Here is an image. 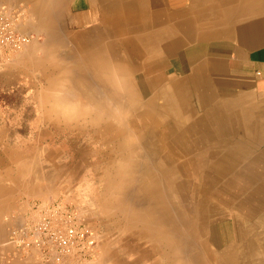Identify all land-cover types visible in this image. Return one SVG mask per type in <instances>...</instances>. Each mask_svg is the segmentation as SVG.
I'll return each mask as SVG.
<instances>
[{"label": "bare ground", "instance_id": "6f19581e", "mask_svg": "<svg viewBox=\"0 0 264 264\" xmlns=\"http://www.w3.org/2000/svg\"><path fill=\"white\" fill-rule=\"evenodd\" d=\"M214 2L209 13L218 10ZM56 7L57 19H41L48 38L38 47L45 53L58 49L60 57L48 65L59 71L43 95L46 116L99 136L108 162L119 160L117 188L124 199L113 211L122 212L124 227L137 235L135 240L152 248L146 251L137 241L136 251L152 252L166 264H264V179L220 137V105L214 98L186 81L160 85L157 69L167 53L162 57L157 52L156 20L147 18L145 4L110 0L89 28L94 36H75L74 47L63 37L70 24L66 6L59 0ZM41 60L36 61L40 66ZM0 138L2 145L6 136L1 131ZM226 217L232 220V236L221 239L216 224Z\"/></svg>", "mask_w": 264, "mask_h": 264}, {"label": "crops", "instance_id": "0c3cea01", "mask_svg": "<svg viewBox=\"0 0 264 264\" xmlns=\"http://www.w3.org/2000/svg\"><path fill=\"white\" fill-rule=\"evenodd\" d=\"M4 1L12 6L22 5L26 12L30 8V12L37 19L58 18L56 5L59 0ZM60 1H63L66 6L65 18L70 21L68 26L85 25V32H88V36L91 37L95 33L89 28L100 20L102 8L110 3V0ZM135 1L145 4L146 9L150 11L147 14L149 20L154 21L155 18L156 22H153V27L157 35V52L160 55L167 53L166 57L162 56L165 58L160 61L157 69V74L160 75V85L164 82V84L173 85L174 81V84L186 81L192 87L197 86L203 89L209 98H214L220 105L218 114L221 120L216 125L220 131V137L225 139L226 145L233 152L240 155V162L252 164L255 175L264 179V2L256 5L254 1L249 0L246 2L234 0L228 3L223 0L219 2H214V0ZM213 2L218 10L209 13V7ZM256 6L260 10L254 11ZM48 9L50 14H48ZM213 30L214 34L211 32ZM207 32H211V35L209 36ZM80 34L83 33L79 30L74 31V29H71L70 34L66 33L67 36L70 35L72 47L75 46L74 37ZM76 45L78 51H75L78 57L81 50L78 43ZM71 51L75 53L74 50ZM8 67L15 73H22L21 77L14 76L12 80L22 83L26 90V48ZM83 68L88 69L87 66ZM178 76L181 81H176ZM171 80H173L172 83ZM88 81L93 82L90 77ZM206 107L210 108L211 103H207ZM223 118L226 120L225 123ZM3 126L0 125L1 132ZM22 128L25 127L20 126L18 131H23ZM14 130L17 131V129ZM234 142L237 143L234 144ZM25 146L26 138L23 136L22 143H18L16 147L13 146L14 148L21 147L20 152L16 154L15 150L11 149L12 152L9 153L8 145L6 147L8 150H4L8 157L0 158V166L7 165L0 168V243L6 238L8 226L22 221L31 199H43L54 195V183L49 182L38 172L31 175L13 174L15 168L11 164H17L20 167L24 163ZM220 237L222 239L224 236ZM103 249L100 245L103 264L115 260L111 253ZM4 250L0 251V264L4 260L22 264L20 261L16 262V258L9 256L10 250L9 254ZM130 259L132 258L122 257V261L117 264H166L162 258L152 252L138 254L135 263L130 262Z\"/></svg>", "mask_w": 264, "mask_h": 264}, {"label": "rangeland", "instance_id": "374dc122", "mask_svg": "<svg viewBox=\"0 0 264 264\" xmlns=\"http://www.w3.org/2000/svg\"><path fill=\"white\" fill-rule=\"evenodd\" d=\"M28 10L30 11V8ZM29 13L31 15L27 14L22 29L33 33L35 37L34 41L32 40L29 45H26L27 48L25 47L26 56L28 55L26 57V90L22 83L12 80L14 76L21 77L22 73H15L8 67L25 48L17 52L9 62L0 65V125H4L2 133L6 136L5 142L0 145V158L8 157L4 151L5 145H9V153L12 152L11 149L15 150L16 154L20 152L21 147H14L18 143L21 144L22 138L25 136L26 157L20 167L17 164H11L15 168L13 174L31 175L38 172L49 182L52 181L54 195L43 199L55 198L62 194L72 198L83 210L89 223L99 231L102 249L104 248L115 258L108 264H117L122 261V257L132 258L130 262L135 263V258L140 253L135 248L137 241L143 243L142 246L144 245L143 248L146 251H152V248L143 239L135 240L134 238H138L137 235L132 231H127L124 227L125 218L122 212L113 211L116 203L124 199L122 189L117 188L119 177L115 168L119 160L108 162V159L105 158L106 155L101 151L105 145L102 139L97 138L99 136H92L91 133L79 131L77 128L70 129L66 127V120L46 116L43 95L50 86L49 78L59 71L48 65H53L60 57L56 52L58 49L45 53L41 48H38L46 43L48 34H45L46 29L45 26H42L43 21L35 18L31 12ZM85 28V25L68 27L63 34V37H66V45L72 44L70 35L67 36L66 33L70 34L71 29L84 33ZM38 59H43L41 66L36 63ZM20 126L25 127L22 128L23 131H18ZM6 166L3 164L0 168ZM114 184L117 186L114 187ZM12 226L13 224L8 226L6 238L0 243V251L5 249L6 253L10 250V254H7L22 264H50L40 262L31 256L16 254L12 246L7 244L8 233ZM232 227V220L228 217L216 224V230L222 236L230 235ZM124 236L130 238L122 241L121 237ZM102 255L100 253L98 264H103ZM2 262L15 264L12 261L4 260Z\"/></svg>", "mask_w": 264, "mask_h": 264}, {"label": "built area", "instance_id": "2783aa9c", "mask_svg": "<svg viewBox=\"0 0 264 264\" xmlns=\"http://www.w3.org/2000/svg\"><path fill=\"white\" fill-rule=\"evenodd\" d=\"M26 9L0 0V65L9 62L35 35L22 29ZM16 254L50 264H98L100 234L69 196L34 199L8 233Z\"/></svg>", "mask_w": 264, "mask_h": 264}]
</instances>
